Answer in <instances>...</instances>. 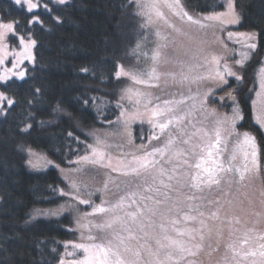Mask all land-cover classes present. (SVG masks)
<instances>
[{
    "label": "snow or ice",
    "instance_id": "6c2138e0",
    "mask_svg": "<svg viewBox=\"0 0 264 264\" xmlns=\"http://www.w3.org/2000/svg\"><path fill=\"white\" fill-rule=\"evenodd\" d=\"M11 4L15 6L17 12L23 13V17L11 16L10 20L0 17V115L5 116L17 104L15 92L11 91L15 82H26V78H29L31 69L27 68L26 62L35 63L33 49L37 45V40L33 38L34 35L40 30H49L47 27L49 18L56 23L60 22L57 6L68 7V0H11ZM163 6L177 9L182 20L186 18L191 24L202 29L219 25L220 31L223 32L226 30L225 25H235L240 20L234 7V0H225L224 12H217L214 6H210L213 8L212 11L197 17L183 11L179 0H173L171 4L168 0H163ZM129 7L143 16L146 8L160 7V0H153L151 5L145 4L143 0H130ZM54 13L56 15H53ZM156 16L163 19V14L159 11L156 12ZM148 20L152 22L151 15L148 16ZM227 37L228 40L235 37L234 43H242V49L246 50L243 52L245 60L258 50L255 32L229 31ZM219 42L225 49L227 48L222 40ZM159 55V52H155L152 56L153 61H156ZM186 55L188 59L179 62V72L168 71L162 74L165 77V84L171 82L180 87V91L173 93L172 98L161 99L159 96L153 97L151 93L128 89L127 99L130 108L118 104L121 113L117 122L123 125L126 135L130 138L129 144L133 142L132 123L140 121V138L143 140L145 135L142 125L146 120L151 126L147 139L163 141L161 146L142 143L131 154V158L122 153L113 163V158L100 146L103 142L97 138L96 145H86L85 155L78 156L77 161H70L100 164L111 172L118 173L126 182L143 179L145 184L137 185V191L119 196L115 203L106 206V202L102 200L101 205L93 207L92 213H84L85 218L99 213L107 219L94 226L99 230L97 234L94 235L90 231L87 236L82 234L81 242L71 243V251L67 250L69 244H65L66 251L59 264H203L200 257L208 250L219 249L225 229L228 231L229 241L225 244L224 255L216 264L246 262L264 264V228H244L242 231L235 228L234 225L241 224L237 212L245 211L239 207L243 201L237 204L227 199L229 195L227 189L235 183L258 193L261 207L264 209V165L261 163L264 159V138L258 145L256 137L249 132H237L235 130V121L239 117L237 111L234 110L232 117L229 118L226 114L218 113L216 109L208 108L209 103L215 102V89H223V86L229 84L228 77H234L236 81L242 78L239 72L227 63L226 57L212 55L201 60L194 54ZM235 64L243 66V61L235 60ZM122 75L123 70L116 72L117 79ZM259 75L261 88L264 89V67L260 68ZM153 78L160 80V75H155V69L149 81ZM132 79L135 84L148 83L149 87L159 86L135 76ZM203 81H213L214 86L209 85L207 91L201 94L199 89ZM193 85L196 86L195 93ZM185 88L187 93L184 91ZM41 91V88L36 87L34 96H38ZM231 95L228 93V96ZM124 98L121 96L120 99ZM96 99L92 98L94 104ZM219 99L223 106L225 98ZM88 103L89 101L85 99L84 105L87 106ZM28 104L31 105L32 100H29ZM233 104H236L235 100ZM61 110L60 105L54 109ZM99 115L103 113L100 112ZM28 116H32V113L29 112ZM194 116L202 117L198 121L200 127L193 123ZM258 122L260 127L264 128V114L258 117ZM108 123L112 124V121ZM190 125L194 130L188 132L186 128ZM27 127L21 128V131H26ZM172 130L176 131V135ZM68 136L72 137L73 133L69 132ZM232 137H235V144L229 152L228 144ZM76 140L79 141V137H76ZM179 144L185 147L180 148ZM149 147L151 151L148 150ZM28 153L27 162L32 167L39 166L33 158L43 166L53 164L52 160L44 156L37 157V153L31 148L28 149ZM105 160L107 163H104ZM72 173L73 170L65 173V179L70 180L69 191L61 189L60 195L69 196L70 199L78 201V204L89 205L92 193H88L89 198H84L79 185L71 179ZM149 179L151 184H148ZM117 187L119 188V185ZM185 188L193 193L184 197V200L189 202L186 205L178 198L173 199L170 196L171 192H176L178 196L183 194ZM214 189L221 191L223 200L217 197L208 200L206 205L193 206L190 203L204 199L194 193ZM245 197L251 207L254 201L247 193ZM185 207L187 211L184 210ZM203 208H207L208 211L202 210ZM40 214L58 213L49 211ZM252 214L260 218L257 223L264 221V211ZM156 218H159L158 224ZM77 223H80L79 219ZM182 224L183 226H180ZM213 237L217 242L216 249H212L210 243ZM80 251L83 252L82 257L77 255ZM208 254L211 255V252L208 251ZM249 257L252 259L249 260Z\"/></svg>",
    "mask_w": 264,
    "mask_h": 264
},
{
    "label": "trees",
    "instance_id": "16d2710c",
    "mask_svg": "<svg viewBox=\"0 0 264 264\" xmlns=\"http://www.w3.org/2000/svg\"><path fill=\"white\" fill-rule=\"evenodd\" d=\"M129 3L130 0H68V7L57 6L60 22L49 18V30H40L33 37L37 45L33 49L35 63L27 67L31 69L29 78H26V82H15L11 91L15 92L16 107L6 116L0 115V264H59L63 242L74 238V233L65 228L70 222L68 215L25 224L33 207L56 204L62 197L54 196V188L61 183L57 171L52 168L41 172L28 170L24 149L29 146L44 150L52 159L66 165L86 151V141L91 140L88 133L90 129H101L109 124L108 121L115 119L119 113V92L129 81L128 78L117 79V63L125 58L134 42L137 28L135 14ZM184 3L187 8L200 13L212 11L210 6H214L217 12L224 9L222 0H184ZM234 6L240 17L234 29L244 32L254 30L257 33L258 50L246 64V71H249L264 52V0H234ZM11 16L23 17V13L16 11L11 0H0V17L10 20ZM36 87L42 90L38 96L33 94ZM247 91L237 89L236 92L240 93L237 105L242 115L237 128L250 131L259 145L262 134L251 121ZM178 92L170 90L163 96L170 98ZM93 97L97 98L95 104L92 102ZM85 99L89 101L87 106L84 105ZM29 100H32L31 105L28 104ZM57 105H60L61 111H54ZM210 105L214 106L215 102ZM225 106L229 112L230 103L227 102ZM29 112L32 116H28ZM100 112L103 115H99ZM200 119V116L193 117L196 127L201 126L198 123ZM25 127L27 130L21 131ZM193 130L191 125L186 128L188 132ZM172 131L176 135V131ZM69 132L73 133L72 137L68 136ZM76 137H79V141ZM162 143L152 140L148 144L158 147ZM178 147L185 146L179 144ZM144 184L143 179L129 183L118 173H112L109 179L112 196L109 200L115 203L119 196L137 191V185ZM148 184H151L150 179ZM227 190V199L237 204L243 201V204H239L243 209L248 205L245 193L253 201L258 197V193L252 189L235 183ZM204 193L196 195L204 197L203 200L197 199L190 203L193 206L206 205L208 200L218 197L212 195L215 190ZM192 194L185 188L183 194L178 196L176 192H171L170 196L186 205L189 202L184 197ZM220 198L223 200V195ZM184 210L187 211V208ZM202 210L208 211L207 208ZM237 215L241 218V224L234 227L242 231L248 225L245 222L248 214L238 211ZM95 216L93 228L107 219L99 213ZM156 223H159V218H156ZM228 241V231L225 229L219 249L208 250L211 255L206 251L200 257L203 264H216L221 252H225ZM210 243L212 249L217 248L215 237Z\"/></svg>",
    "mask_w": 264,
    "mask_h": 264
},
{
    "label": "rangeland",
    "instance_id": "374dc122",
    "mask_svg": "<svg viewBox=\"0 0 264 264\" xmlns=\"http://www.w3.org/2000/svg\"><path fill=\"white\" fill-rule=\"evenodd\" d=\"M143 2L145 4L151 5L153 3V0H143ZM172 2L173 0H168L169 4H171ZM222 2L224 4V9L219 12L226 11L225 0H222ZM179 3L182 6L183 11L188 12L194 17L204 16L208 14L196 12L187 8L184 3V0H179ZM157 11L163 14V19L158 18L156 16ZM133 12L135 14V21L137 22V28L134 33V35L136 36L134 42L131 44L130 48L126 52L125 58L123 60H119L117 63V71L123 70L124 72V75H122L120 78H128L129 80H126L127 84L119 92L118 104H123L125 108H130V102L127 99L128 89H132L133 91L139 90L144 93H151L153 97H160L162 95L161 99L172 98H166L165 96H163V94L169 92L170 90L178 92L179 85H173L171 82L165 84V77L162 74L168 71L179 72V62L188 59V55H186V53L189 55L194 54L200 57L201 60L203 57H210L212 55H215L217 57H226L227 63L232 65L234 70H237L239 72V75L242 79L240 81H236L234 77H228L229 84L223 86V89H215V105L211 106L210 104L213 103H210L208 105V108L209 110L216 109L218 113H220L221 115L226 114L229 118L232 117L234 110L237 111L239 113V117L235 121V130L237 132L243 133L247 130H240L237 128V124L240 123L242 115L240 113V108L237 105V96H239L240 93L237 94L236 92L237 89L239 91L248 90L247 93L250 96V111L252 113L251 121L255 125L256 130L260 134H262V138H264V128H261L258 122V117L264 114V89L261 88V78L259 75L260 68L264 67V52L261 54L257 64L253 66L251 70L246 71V64L252 60L254 55H249L248 59L245 60L243 52L246 50L242 49V43H234L233 41L235 40V37L233 38V40H228L227 37V33L229 31L241 33L244 32L234 29L237 24L225 25L224 28L226 30L223 32L220 31L219 25L202 29L198 25L191 24L186 18L182 20L177 9L164 7L163 0H160V7H158L157 9H152L151 7L146 8L145 15L143 16L138 15L134 9ZM173 13L176 14L174 15ZM149 15H151L152 17V22H149L148 20ZM246 32L256 33V31L254 30ZM221 40L227 45L226 49L219 42ZM155 52H159L160 55L158 56L156 61H153L152 56ZM235 60H242L243 66L236 65ZM165 61L168 62L166 63ZM26 64L28 67L32 66L34 63L26 62ZM8 66H10V64ZM153 69H155V75H160L159 81L155 80L154 78L149 81V77L153 75ZM133 76L138 79L149 81L152 84H158L159 86L149 87L148 83L135 84L132 79ZM209 85L214 86V82H201L199 89L201 94L204 91H207ZM234 85H237V88H228L229 86ZM184 91L185 93H187L186 88L184 89ZM195 91L196 86L193 85V93H195ZM228 93H231L232 95L228 96ZM121 96H124L125 98L121 100ZM220 97L225 98L223 106H221V101L219 99ZM177 98H179V96H177ZM234 100L236 101L235 105L233 104ZM153 102L155 103L156 101L154 100ZM227 102L230 103L229 112L225 110V105ZM4 106H6V104ZM120 113L121 108L119 107V113L112 121V124H108L107 126H104L98 130L96 128L90 129L88 133L91 136V140L86 141V144L93 145H96L97 138L102 141L103 143L100 146L104 148V150L113 158V163H115V160L119 158L122 153L124 155H127L128 158H131V154L135 152L136 149L142 143L148 144L150 142L147 139V136L149 134V129L151 126L145 120L142 125L144 129L145 138L142 140L140 138L141 123L139 120H137L131 125V128L133 130V142L129 144L128 141L130 138L126 135L123 125L117 122L118 118L120 117ZM247 132L252 134L250 131ZM155 144L156 143H154V145ZM234 144L235 137H232L228 144L229 152L232 150ZM29 148H31L33 152L37 153V157L44 156L47 159L52 160L53 164L43 166L42 163L38 162L36 158H33L34 162L38 163L39 166H30L27 162L29 160ZM148 150L151 151V149ZM24 151L26 154L25 165L28 170L32 172H41L48 168H52L57 171L58 176L61 179V183L54 188V196H61V189L66 192L69 191L70 180L65 179V173L69 170H73L71 179L79 185L81 195L84 198H89L88 193H92L90 197L91 203L89 205L78 204V201L70 199L69 196H61L62 200L60 199V201L56 204L45 205L43 207H33L25 220V224L30 225L39 219H58L64 215H68L70 217V222L69 224L65 225V228L74 233V238L63 242L64 249L61 255L62 257L64 256V253L66 251L65 244H69L67 250L71 251V243L81 242L82 234L84 236H87L91 231V233L95 235L99 231L96 228H93L94 218L96 217L95 215H97L98 213H96L95 215L88 216L86 218L84 217V213H92L93 207L101 205L102 200L106 202V206L112 203L109 200L112 196L111 190L109 189V179L110 174H112L113 172H111L110 169L102 167L100 164L93 165L85 162L70 163V161H77L78 156L85 155L86 151L68 161L66 165L60 164L59 162L52 159L44 150H38L28 146L24 149ZM157 159H159V157H157ZM104 163H107V160H105ZM262 165H264V159H262ZM105 182H107V189H105ZM214 190L215 193H213L212 195L214 197H221V191L216 189ZM206 191L207 190H205L204 192ZM194 194L198 195L200 194V192H196ZM252 197H254V195ZM258 209H260V212L264 211V209L261 208L259 197H256L254 204L251 207L249 206V204L245 207V212L250 210L249 212H246L248 214L246 218L247 221H245L246 223H249L251 225L252 221L259 218L252 214ZM49 211L56 212L58 214H40L42 212ZM78 219L80 220L79 224L77 223ZM81 225H83V227H81ZM244 228H249V226H245ZM77 255L82 257L83 252L80 251ZM223 255L224 251L221 252L220 258ZM66 259H71V257H66ZM251 259L252 258L250 257V260Z\"/></svg>",
    "mask_w": 264,
    "mask_h": 264
},
{
    "label": "flooded vegetation",
    "instance_id": "af4514ba",
    "mask_svg": "<svg viewBox=\"0 0 264 264\" xmlns=\"http://www.w3.org/2000/svg\"><path fill=\"white\" fill-rule=\"evenodd\" d=\"M249 211H246V212H249ZM255 212H260V209L256 210ZM257 221H260V218L255 219L254 221H252L251 225L248 223V225H246V226H249V228H254L255 227L257 229L264 228V221H261L259 223H257ZM248 259L250 260V257Z\"/></svg>",
    "mask_w": 264,
    "mask_h": 264
}]
</instances>
